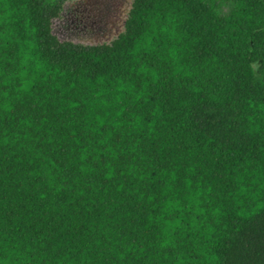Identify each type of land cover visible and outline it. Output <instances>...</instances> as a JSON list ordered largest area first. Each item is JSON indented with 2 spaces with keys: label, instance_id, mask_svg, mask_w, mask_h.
I'll return each instance as SVG.
<instances>
[{
  "label": "trees",
  "instance_id": "1",
  "mask_svg": "<svg viewBox=\"0 0 264 264\" xmlns=\"http://www.w3.org/2000/svg\"><path fill=\"white\" fill-rule=\"evenodd\" d=\"M67 1L0 0V264H264V0Z\"/></svg>",
  "mask_w": 264,
  "mask_h": 264
},
{
  "label": "rangeland",
  "instance_id": "2",
  "mask_svg": "<svg viewBox=\"0 0 264 264\" xmlns=\"http://www.w3.org/2000/svg\"><path fill=\"white\" fill-rule=\"evenodd\" d=\"M131 6L132 0H69L64 4L61 16L53 21V34L61 41L74 44L111 43L124 31ZM229 10V4H221L222 13ZM115 22L119 23V28L108 33V28Z\"/></svg>",
  "mask_w": 264,
  "mask_h": 264
},
{
  "label": "flooded vegetation",
  "instance_id": "3",
  "mask_svg": "<svg viewBox=\"0 0 264 264\" xmlns=\"http://www.w3.org/2000/svg\"><path fill=\"white\" fill-rule=\"evenodd\" d=\"M118 28H119V23L118 22L112 23L111 26L108 28V33L112 34Z\"/></svg>",
  "mask_w": 264,
  "mask_h": 264
},
{
  "label": "water",
  "instance_id": "4",
  "mask_svg": "<svg viewBox=\"0 0 264 264\" xmlns=\"http://www.w3.org/2000/svg\"><path fill=\"white\" fill-rule=\"evenodd\" d=\"M124 26H125V24H124ZM61 41V40H60Z\"/></svg>",
  "mask_w": 264,
  "mask_h": 264
}]
</instances>
